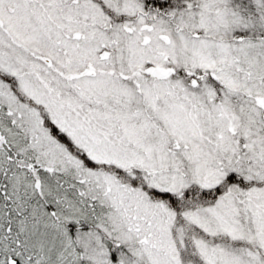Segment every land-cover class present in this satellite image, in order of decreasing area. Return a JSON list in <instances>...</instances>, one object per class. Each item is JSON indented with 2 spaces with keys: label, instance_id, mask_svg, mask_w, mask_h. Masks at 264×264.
Returning a JSON list of instances; mask_svg holds the SVG:
<instances>
[{
  "label": "snow or ice",
  "instance_id": "snow-or-ice-1",
  "mask_svg": "<svg viewBox=\"0 0 264 264\" xmlns=\"http://www.w3.org/2000/svg\"><path fill=\"white\" fill-rule=\"evenodd\" d=\"M0 264H264V0H0Z\"/></svg>",
  "mask_w": 264,
  "mask_h": 264
}]
</instances>
